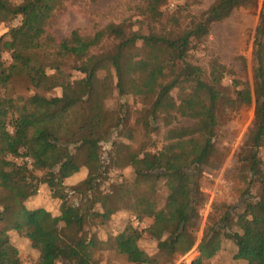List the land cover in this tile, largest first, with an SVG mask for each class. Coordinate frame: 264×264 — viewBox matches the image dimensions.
Returning <instances> with one entry per match:
<instances>
[{"label": "trees", "instance_id": "obj_1", "mask_svg": "<svg viewBox=\"0 0 264 264\" xmlns=\"http://www.w3.org/2000/svg\"><path fill=\"white\" fill-rule=\"evenodd\" d=\"M63 1L0 0V23L21 17L19 25L0 36V264H21L7 234L11 229L23 232L38 251L35 264H100L93 256L98 242L85 238V226L92 218L105 223L122 208L153 221L146 230L128 224L113 237L114 248L137 264L172 261L196 243L200 205L206 199L203 167L216 152L219 106L226 97L225 65L215 60L208 76L188 59L191 43L257 0H215L187 22L174 12L163 23L171 28L159 29L156 22L164 15L160 6L166 0H147L140 10L148 18L145 32L122 21L92 34L75 28L57 38L53 19ZM106 42L111 44L106 47ZM4 51L10 52L9 64ZM100 72L120 96L142 101L135 125L151 140H143L137 150L111 138L115 131L123 132L127 116L124 104L107 108L112 88L98 86L94 76ZM16 81L25 82L31 93L10 94ZM253 81L252 88L248 81L234 79L235 98L230 101L233 108L255 103L252 128L237 155L246 185L235 203L214 204L198 244L199 263L231 240L243 249L244 264H264V0L255 31ZM176 87L178 98L172 94ZM56 88H61L60 95L49 94ZM180 117L192 122L178 123ZM155 133H160L162 145L152 150L148 145ZM104 142L122 162H105ZM10 155L30 157L33 169ZM116 166H130L132 177L104 187ZM83 167L88 169L84 180L66 185ZM34 170L45 174L38 177ZM40 183L62 201L60 215L25 204ZM161 188L168 192L163 205L158 200ZM75 193L83 197L80 203L69 202ZM146 232L158 241L155 256L139 246Z\"/></svg>", "mask_w": 264, "mask_h": 264}, {"label": "rangeland", "instance_id": "obj_2", "mask_svg": "<svg viewBox=\"0 0 264 264\" xmlns=\"http://www.w3.org/2000/svg\"><path fill=\"white\" fill-rule=\"evenodd\" d=\"M167 1V2H166ZM160 10L163 12L161 21L156 22L157 28L166 25L168 18L174 12L181 14L183 21H188L191 16L200 15L215 0H166ZM147 0H64L56 9L53 19V34L57 38L68 35L73 29L78 28L83 34H92L111 22L120 23L127 21L132 24L133 29L147 30V17L140 14L141 8L146 5ZM263 0H257L256 5L236 9L228 18L213 24L210 33L201 40H193L189 50L188 59L194 64L201 66L210 75L211 65L216 60L225 65L226 71L223 79L225 90V100L219 106L220 124L215 137L216 152L211 157L208 164L203 169L201 177V190L206 199L200 205V220L196 230V243L187 252L176 254L172 261L164 264H244V252L241 247L231 240H226L223 249L214 257L199 263L200 252L198 244L203 236L204 229L211 213L216 208L215 203H235L246 185L245 176L238 169V152L244 144L248 133L254 122V101L251 104H239L231 107L230 101L235 98L233 81L240 79L248 81L253 88V46L255 31L259 22L260 11ZM21 17H15L7 22L0 23V36L9 31L11 27L20 24ZM171 26H166V28ZM111 42H106L104 46H109ZM3 60L9 64L12 61L9 51L2 54ZM77 74V73H75ZM103 72L97 73L94 80L103 90H111L110 97L106 100L109 109H119L124 104L126 110V120L123 125V132L115 131L111 138L117 139L128 146L129 151L137 150L143 140L149 142L151 139L143 135V131L135 125L137 110L143 108L142 101L132 95L120 96L118 90L112 87L107 79L103 78ZM10 94L28 95L31 90L27 88L25 82L16 81L8 90ZM61 88H56L49 94L60 95ZM4 93V89L1 90ZM6 93V91H5ZM175 98L179 97L180 89L176 87L172 90ZM191 119L180 117L178 123L189 124ZM155 141V143H153ZM109 142H104L105 162L116 163L121 161V155H112L108 152ZM162 145L160 133L153 135L149 143V149L155 150ZM128 152V150L125 148ZM125 154V153H124ZM260 156L264 160V145L260 148ZM9 159L25 164L29 169H33L32 159L27 156H12ZM108 163V164H109ZM88 169L83 167L81 171L75 173L65 180L68 186L78 185L87 176ZM44 170H34V175L42 177ZM132 177L130 166L112 167L109 175L104 180V187L122 182L124 179ZM256 191V188H254ZM168 192L161 188L158 193L159 204L166 202ZM83 197L75 193L70 195L69 202L80 203ZM61 203L59 198L53 196L52 191L46 183H40L36 193L32 194L25 202L29 208L45 207L55 216L61 213ZM150 217L138 218L129 209L122 208L114 213L105 223L100 219H90L85 226V238L93 236L98 242V246L93 248V256L100 264H137L130 262L127 257L119 253L114 248L113 237L123 230L128 224H132L139 230H146L152 223ZM62 224V222H60ZM236 230L241 231L238 227ZM10 243L19 250L21 264H35L39 253L32 246L31 241L23 232L11 229L7 231ZM139 246L149 255L158 254V241L147 232L139 240ZM196 261V263H194ZM57 264H64L58 261Z\"/></svg>", "mask_w": 264, "mask_h": 264}]
</instances>
